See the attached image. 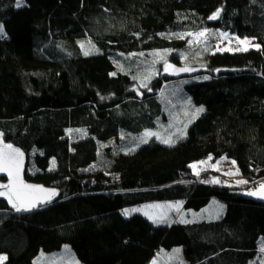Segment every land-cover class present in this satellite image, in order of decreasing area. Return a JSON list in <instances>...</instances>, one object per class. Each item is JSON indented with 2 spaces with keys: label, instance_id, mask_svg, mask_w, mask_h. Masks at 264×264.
Wrapping results in <instances>:
<instances>
[{
  "label": "trees",
  "instance_id": "16d2710c",
  "mask_svg": "<svg viewBox=\"0 0 264 264\" xmlns=\"http://www.w3.org/2000/svg\"><path fill=\"white\" fill-rule=\"evenodd\" d=\"M17 2L0 0V133L26 154L25 181L56 195L27 213L0 196L1 264H34L64 245L82 264H148L174 248L187 264H259L264 203L243 194L264 182V0ZM210 28L259 47L189 65L199 69L183 88L203 112L174 144L138 142L162 87L181 79L155 51L179 63L185 41L162 35ZM206 159L232 162L246 183L197 179L191 165ZM215 199L224 210L213 221L123 215L155 201L198 211Z\"/></svg>",
  "mask_w": 264,
  "mask_h": 264
},
{
  "label": "rangeland",
  "instance_id": "374dc122",
  "mask_svg": "<svg viewBox=\"0 0 264 264\" xmlns=\"http://www.w3.org/2000/svg\"><path fill=\"white\" fill-rule=\"evenodd\" d=\"M0 26L2 25L0 24ZM200 32H206L207 34L204 37L198 38L196 34ZM162 36L168 40L185 41V49L183 50V53L180 52L179 63H174L180 66H189L194 63H202L203 55L209 51L237 52V49H243L245 47L247 49L257 48V43L252 38L236 37L215 28L201 29L195 32L180 34H167ZM241 41H247L248 43L241 44ZM169 51L170 50L155 51V59L162 61L161 65L164 70L166 63L167 65L173 64V62H171L167 57V53ZM186 80L187 79L183 78L177 79L170 83H167L162 87V89L160 90V98L157 99L161 105V109L157 114L159 116L156 115V117L153 119V128H147L140 134L134 135L136 136L138 142H143L149 138H155L162 144H174L185 137L187 127L203 112H197V109L202 108L204 110L203 105L195 103L192 98L184 91L183 86ZM146 133H151L153 135H146ZM79 136H81L80 132H74L72 135L73 138H77ZM165 141H171V143H166ZM4 142V138L0 133V143L4 144ZM192 166H195V168H193ZM191 167L192 173L196 175L197 179H199L200 175L206 173L209 174L211 181H213L214 183H220L229 186H239L243 184L240 183V181L247 180L245 176L240 174L235 164L224 159L215 162L211 161L210 159L201 160L193 163ZM5 184H7V182L0 179V185ZM250 189H254L253 185L252 187H250ZM0 191L6 192V189L0 188ZM177 205L179 207H177ZM134 209L138 211H133ZM223 210L224 204L221 201L215 199L211 200V202L207 206L198 211L184 210L181 202L155 201L139 204L131 208L128 213L132 214L136 212L138 214L144 215L148 219L149 217H152L149 220L155 223H166L172 222L179 216L180 219L178 222L217 219ZM0 257L6 258V255L0 254ZM159 258L160 260L154 262V264L165 263V260L162 257L159 256ZM4 261L5 259L0 261V264ZM259 261V264H264V251L262 254V258ZM34 264L82 263L73 254L70 247L64 245L59 251H40L38 257L34 260Z\"/></svg>",
  "mask_w": 264,
  "mask_h": 264
},
{
  "label": "snow or ice",
  "instance_id": "6c2138e0",
  "mask_svg": "<svg viewBox=\"0 0 264 264\" xmlns=\"http://www.w3.org/2000/svg\"><path fill=\"white\" fill-rule=\"evenodd\" d=\"M17 6H20V0L17 2ZM220 10L218 9L216 13L209 17V19H216L219 16ZM2 26H0V32H2ZM206 32L197 33L196 36L204 37ZM241 44L248 43L247 41H241ZM259 47L258 45L256 46ZM219 50V49H218ZM227 50V49H225ZM247 51L245 47L243 49H237ZM87 55L88 53L85 52ZM170 65L165 64V70L167 71L170 68ZM187 70V69H182ZM145 86V85H141ZM203 109H197V112H202ZM146 135H153L151 133H146ZM146 142V141H145ZM166 143H171V141H165ZM7 151L0 150V172H7L9 176V183L5 185H0V188H4L7 191H0V196H6L9 204L17 212L21 211H31L37 207L38 203H46L51 200L53 196L56 195L55 191L44 189L40 186L28 185L23 182L20 178V157L22 153L19 150L12 148L11 145H5ZM195 168V166H192ZM198 174V173H197ZM240 183H246V181H240ZM37 193H42L43 195H37ZM248 195H256L261 199H264V183L260 184L256 192H249ZM159 207V206H157ZM177 207H179L177 205ZM133 211H138L134 209ZM129 213L127 210L124 211L123 215L127 216ZM152 217H149L151 219ZM264 251V249H262ZM6 259L5 257H0V261Z\"/></svg>",
  "mask_w": 264,
  "mask_h": 264
},
{
  "label": "water",
  "instance_id": "95a60500",
  "mask_svg": "<svg viewBox=\"0 0 264 264\" xmlns=\"http://www.w3.org/2000/svg\"><path fill=\"white\" fill-rule=\"evenodd\" d=\"M170 66L171 67L168 68V70L166 72H167V74H169V75H171L173 77H176V78H181V77H185V76H187L189 74H193V73H195L199 69V67L180 66V65H177V64H174V63L173 64H170ZM182 69H187V70L185 71V70H182ZM5 145H11L12 148L17 149V150H19L20 153H22V156L19 158L20 159V178L23 180V182L25 184L33 185V186H40V187H43L44 189L51 190V191H55V193H56L55 187L46 186V185H36V184H31V183L26 182L25 179H24V172H25L26 161H27L26 154L24 153V151L20 147H18L17 145H15L13 143H4V144H1L0 143V150L7 151V149H5ZM0 178L5 179V181L7 182V184L10 182L9 181V176H8L7 172H0ZM259 186H257L256 188L251 189L248 192L244 193L243 194V197L244 198H247L248 200H251L253 202H256V203H264V199H261V198H259L256 195H248L249 192H256L257 189L259 188ZM37 195H41L42 196L43 194L42 193H37ZM54 197L55 196H53L51 198V200L48 201V202H51ZM48 202H46V203H48ZM46 203H38L37 204V207L34 208V209H32L31 211L37 209L39 206H42V205H44ZM31 211H26V212L25 211H21V212L27 213V212H31Z\"/></svg>",
  "mask_w": 264,
  "mask_h": 264
},
{
  "label": "crops",
  "instance_id": "0c3cea01",
  "mask_svg": "<svg viewBox=\"0 0 264 264\" xmlns=\"http://www.w3.org/2000/svg\"><path fill=\"white\" fill-rule=\"evenodd\" d=\"M175 202H181V201H175ZM182 204L183 203L181 202V205ZM126 210H130V209H126ZM179 219H180V216L177 219L175 218L173 221H175V220L176 221H179ZM213 220H216V219H212V220H201V221H213ZM190 222H198V221H186V222H179V223H190ZM159 256L162 257L165 260V263L164 264H187L188 263L186 257L183 254V251L180 250L179 248H174V249H171V250H160L149 261L148 264H152V263L154 264V262H157L158 260H160Z\"/></svg>",
  "mask_w": 264,
  "mask_h": 264
},
{
  "label": "bare ground",
  "instance_id": "6f19581e",
  "mask_svg": "<svg viewBox=\"0 0 264 264\" xmlns=\"http://www.w3.org/2000/svg\"><path fill=\"white\" fill-rule=\"evenodd\" d=\"M213 182V181H212ZM214 183V182H213ZM216 184H220V183H216ZM262 184V183H261ZM259 186V185H258ZM182 206H183V204H182Z\"/></svg>",
  "mask_w": 264,
  "mask_h": 264
}]
</instances>
